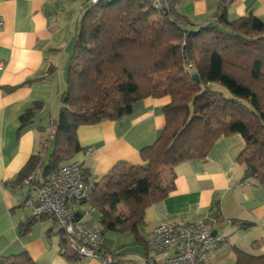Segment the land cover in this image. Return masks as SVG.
<instances>
[{
	"label": "trees",
	"instance_id": "16d2710c",
	"mask_svg": "<svg viewBox=\"0 0 264 264\" xmlns=\"http://www.w3.org/2000/svg\"><path fill=\"white\" fill-rule=\"evenodd\" d=\"M179 1L155 9L146 0H101L81 10L67 87L53 122L54 145L33 155L16 179L5 183L29 185L22 206L35 185L83 149L80 126L121 120L146 97L171 98L164 107L167 124L154 143L141 149L143 164L120 161L93 180L88 202L99 214L96 227L102 234L131 233L149 254L142 235L146 209L175 189L176 165L206 159L221 136H243L237 157L244 168L241 180L264 185V20L249 11L230 21L222 6L214 23L197 26L177 10ZM215 83L231 95L213 88ZM41 108L37 102L20 116V131ZM47 218L54 220L47 232L60 234V254L72 264L82 263L85 258L73 251L70 237L50 215H30L20 225L21 236ZM233 250L234 264H264V253ZM101 251V264L132 263L104 246ZM0 264L39 263L24 250L0 255Z\"/></svg>",
	"mask_w": 264,
	"mask_h": 264
},
{
	"label": "crops",
	"instance_id": "0c3cea01",
	"mask_svg": "<svg viewBox=\"0 0 264 264\" xmlns=\"http://www.w3.org/2000/svg\"><path fill=\"white\" fill-rule=\"evenodd\" d=\"M82 3L0 0V255L25 250L39 264H72L53 239L57 229L47 232L50 224L39 222L21 236L20 225L31 215L21 205L29 185L13 188L5 183L16 179L33 155L54 145L53 139L48 149L44 144L62 107ZM222 6L230 21L249 11L264 20V0H180L177 10L200 26L214 23ZM37 102L42 108L20 131V116ZM170 102L169 96L146 97L121 120L80 126L77 137L83 149L73 159L83 164L92 180L101 179L120 161L143 164L141 149L154 143L165 128L164 107ZM244 145L240 133L221 136L206 159L176 165L175 189L145 211L146 241L161 223H204L223 240L200 252V264H208L213 256L234 264L233 247L263 254L264 185L241 180L244 168L237 157ZM88 149L92 150L86 154ZM242 222L252 225L243 228ZM82 264L101 263L84 260Z\"/></svg>",
	"mask_w": 264,
	"mask_h": 264
},
{
	"label": "built area",
	"instance_id": "2783aa9c",
	"mask_svg": "<svg viewBox=\"0 0 264 264\" xmlns=\"http://www.w3.org/2000/svg\"><path fill=\"white\" fill-rule=\"evenodd\" d=\"M100 1L82 0V9ZM146 1L155 9L168 5V0ZM54 133L52 129L44 144L46 149ZM91 150L88 149L86 154ZM92 188L93 180L80 161L63 163L42 185L33 187L27 206L31 215L52 216L70 237L71 248L79 256L101 261L103 234L96 227V209L88 202ZM222 240L212 226L204 223H161L153 228L147 239L150 256L143 257L140 264H200V252L217 246Z\"/></svg>",
	"mask_w": 264,
	"mask_h": 264
},
{
	"label": "rangeland",
	"instance_id": "374dc122",
	"mask_svg": "<svg viewBox=\"0 0 264 264\" xmlns=\"http://www.w3.org/2000/svg\"><path fill=\"white\" fill-rule=\"evenodd\" d=\"M78 4V3H77ZM76 4V6H77ZM82 14L80 15L79 20L81 19ZM69 68V65H68ZM68 74V73H67ZM68 77V76H67ZM213 88L223 91L227 96H230L231 94L229 93V91L224 88L223 86H221L218 83L213 84ZM167 175V174H165ZM28 191V189H27ZM20 209L23 208L21 207ZM27 213L31 212V209L27 206L24 208ZM95 217L98 218L99 220V214L96 212L94 214ZM39 222H45L47 224H50V227L54 226V220L52 218H47L45 220L39 221ZM38 222V223H39ZM97 227L100 226V223L98 222V224L96 225ZM144 227V226H143ZM143 237L146 238L147 233H142ZM57 239V242L60 244V234L57 233L55 235H53V239ZM103 243L104 245L107 246V248L112 252V253H121L124 255V257L128 260H132L131 264H140V260L144 257L145 255V250L142 247V245L137 241V239L135 238V236L131 233H122L119 231H106L103 234ZM70 250L72 251V249L70 248ZM83 259V262L84 263ZM208 264H230V262H226V259H221L220 256H213L212 258H210L209 260H207ZM80 263V264H82Z\"/></svg>",
	"mask_w": 264,
	"mask_h": 264
},
{
	"label": "water",
	"instance_id": "95a60500",
	"mask_svg": "<svg viewBox=\"0 0 264 264\" xmlns=\"http://www.w3.org/2000/svg\"><path fill=\"white\" fill-rule=\"evenodd\" d=\"M192 76H193V78H195L196 80H198V81L200 80V79H199V75H198V73H193Z\"/></svg>",
	"mask_w": 264,
	"mask_h": 264
}]
</instances>
